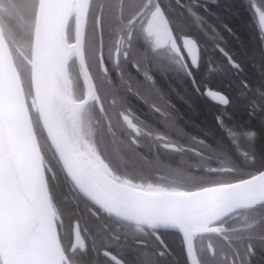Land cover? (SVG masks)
<instances>
[{"label": "snow or ice", "instance_id": "obj_1", "mask_svg": "<svg viewBox=\"0 0 264 264\" xmlns=\"http://www.w3.org/2000/svg\"><path fill=\"white\" fill-rule=\"evenodd\" d=\"M240 2L258 61L224 46L236 0H0V264L264 260V0Z\"/></svg>", "mask_w": 264, "mask_h": 264}, {"label": "trees", "instance_id": "obj_2", "mask_svg": "<svg viewBox=\"0 0 264 264\" xmlns=\"http://www.w3.org/2000/svg\"><path fill=\"white\" fill-rule=\"evenodd\" d=\"M227 22L231 25L234 35L227 32L223 33L225 40L224 46L236 54L238 52L250 53L255 56L256 60H259V41L256 31L251 22L249 15L247 14L243 4L240 0H236V9L232 14L227 16ZM247 75L251 79H256L259 75V68L246 64ZM178 107L183 106L177 102ZM215 109L212 105L204 100L197 101V114L192 116V119L199 123L211 124ZM191 115V113L189 114ZM173 249V256L176 257L179 254V247L176 241H170Z\"/></svg>", "mask_w": 264, "mask_h": 264}, {"label": "flooded vegetation", "instance_id": "obj_3", "mask_svg": "<svg viewBox=\"0 0 264 264\" xmlns=\"http://www.w3.org/2000/svg\"><path fill=\"white\" fill-rule=\"evenodd\" d=\"M243 4V3H242ZM247 14L249 15L250 19H251V22L254 26V29L256 31V34H257V38H258V34H259V30H260V22H259V18L258 16H254L252 11H250L245 4H243ZM259 41V40H258ZM255 261H256V264H264V260L261 259L260 255H257L255 257Z\"/></svg>", "mask_w": 264, "mask_h": 264}]
</instances>
